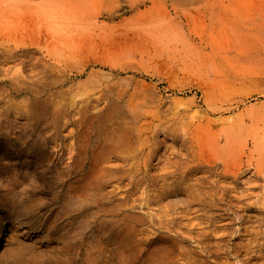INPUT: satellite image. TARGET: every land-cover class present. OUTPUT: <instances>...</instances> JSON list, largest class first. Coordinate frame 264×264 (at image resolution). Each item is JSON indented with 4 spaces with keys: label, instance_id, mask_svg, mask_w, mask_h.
<instances>
[{
    "label": "rangeland",
    "instance_id": "obj_1",
    "mask_svg": "<svg viewBox=\"0 0 264 264\" xmlns=\"http://www.w3.org/2000/svg\"><path fill=\"white\" fill-rule=\"evenodd\" d=\"M195 1L0 0V223L22 224L0 264H264V0ZM249 71L227 110L221 86ZM119 89L149 124L126 98L113 112ZM82 144L109 149L73 193Z\"/></svg>",
    "mask_w": 264,
    "mask_h": 264
},
{
    "label": "bare ground",
    "instance_id": "obj_2",
    "mask_svg": "<svg viewBox=\"0 0 264 264\" xmlns=\"http://www.w3.org/2000/svg\"><path fill=\"white\" fill-rule=\"evenodd\" d=\"M195 2H196L195 0H188L187 4L194 5ZM199 15H200L199 7L190 6L186 8L185 10V18L188 22H191L195 17ZM195 33H197L196 35L199 36L200 30L199 31L196 30ZM49 68L50 69L52 68V63H49L47 65L46 69H49ZM246 77L247 78L242 77V79L240 80L235 77H230L226 79L224 84L221 86V92H222L221 95L227 101V110L236 109L238 108L240 104H242L244 100V95H245L244 93L250 91L249 83L256 80V77H257L256 71L247 72ZM111 86L108 84H103V85H100L99 87L94 88L95 89L94 91L104 90L105 92L109 93L112 97L114 88L112 90ZM125 98L127 101H131L130 103H134L131 109V115L136 121L137 126L141 127L143 125H146L147 123L149 124L150 121L146 120L147 119L146 117L148 116L147 114L150 113V111L147 110L149 109L147 102L141 97L140 98L138 96L135 97L134 92L128 93L125 90L121 91L119 89L118 92L114 93V99L116 102H118V106L114 108L113 112L122 113L124 111L122 108V105L120 104V101ZM101 119L102 117L98 116L97 118L92 119V122L93 121L99 122L101 121ZM106 149L107 150L109 149L107 145L99 146L97 144H93L91 146H88L87 144H82L78 148L77 152L75 154L73 153L74 157H72L73 155H70V157L74 158L73 162H75V164L79 167V169L83 170V174L79 178L74 179L73 181L69 182L66 186V189H70L71 191H73V193H77L79 189H83V191L87 190L88 184H89L88 178H90L92 174H96L97 172L104 169L100 166V162L102 161V158H103L102 151ZM50 153H52V151ZM98 185H99L98 183L95 184L96 186L95 189H97ZM79 193L81 192L79 191ZM101 206L102 207H100V211L106 214L112 215V216H116L115 211L117 212L120 211L118 204L113 203L111 201L104 202V203L102 202ZM133 218H134L133 215L123 214L122 217L120 218L122 222L120 224H114L112 227L113 233H111V235L118 249L126 248L127 250H129V247H130L129 243L134 241L136 233L134 229H132V226L130 225L131 219ZM116 220L117 218L112 217L110 221L113 222ZM126 220H129V223ZM6 223L7 225L4 226ZM18 227L22 228L21 222H15L14 220H10V219H7V220L5 219L3 222L0 223V232H3L5 234L3 245L9 244L10 242H13L15 240V236H17L16 234L18 232L17 230ZM21 230H22L20 232L21 235L22 234L27 235L28 229H26V227L25 229H21ZM130 245H133V244H130Z\"/></svg>",
    "mask_w": 264,
    "mask_h": 264
}]
</instances>
